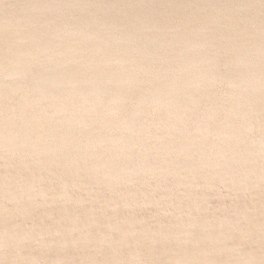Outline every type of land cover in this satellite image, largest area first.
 <instances>
[{
  "label": "water",
  "instance_id": "1",
  "mask_svg": "<svg viewBox=\"0 0 264 264\" xmlns=\"http://www.w3.org/2000/svg\"><path fill=\"white\" fill-rule=\"evenodd\" d=\"M0 264H264V0H0Z\"/></svg>",
  "mask_w": 264,
  "mask_h": 264
}]
</instances>
